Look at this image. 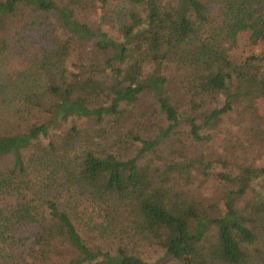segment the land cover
<instances>
[{
  "label": "trees",
  "instance_id": "1",
  "mask_svg": "<svg viewBox=\"0 0 264 264\" xmlns=\"http://www.w3.org/2000/svg\"><path fill=\"white\" fill-rule=\"evenodd\" d=\"M260 108L264 0H0V264H264Z\"/></svg>",
  "mask_w": 264,
  "mask_h": 264
},
{
  "label": "rangeland",
  "instance_id": "2",
  "mask_svg": "<svg viewBox=\"0 0 264 264\" xmlns=\"http://www.w3.org/2000/svg\"><path fill=\"white\" fill-rule=\"evenodd\" d=\"M83 18L86 21H89L92 26L97 27L98 26V14L94 15H83ZM240 47L246 50H251L248 45H245L244 42H240ZM27 53V52H26ZM29 53V52H28ZM20 60L19 57H14L13 62L16 64ZM147 72L151 71V67H147ZM258 115L264 114L263 108H260L257 112ZM71 125V122H68L66 127H69ZM232 129V139L234 140V143L237 147L235 150V155L239 157L240 162H247V164H251L253 166H264V154H262L261 150L257 146V144L251 143V135L249 138L247 135H244L243 131L240 129L239 126H231ZM229 129H225L227 132ZM239 138V141H238ZM226 137L224 134L217 135L211 139L208 143H201L197 144L196 147L193 149L196 154H199L201 152H204V155L208 157L209 159H213L216 154H226L229 153L226 151ZM158 164V163H157ZM219 171H222V166L220 164H215V168L213 170L214 173H218ZM201 179L200 175L198 176ZM200 181L198 180L196 184L188 186L189 188L196 191V194H199L200 196L205 197H212L216 194H221L224 189H226V185L224 182L220 179H218L216 176H211L210 180L204 184L201 188H197V184H199ZM257 187V185H255ZM142 253L141 255L144 256L145 259H147L149 262L155 263L160 261V259L163 257V252L154 247H145L140 250ZM172 262L169 261V259L161 260L160 264H171Z\"/></svg>",
  "mask_w": 264,
  "mask_h": 264
}]
</instances>
